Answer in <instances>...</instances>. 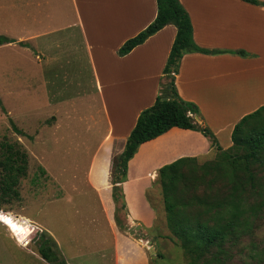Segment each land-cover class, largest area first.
Listing matches in <instances>:
<instances>
[{"label": "crops", "instance_id": "0c3cea01", "mask_svg": "<svg viewBox=\"0 0 264 264\" xmlns=\"http://www.w3.org/2000/svg\"><path fill=\"white\" fill-rule=\"evenodd\" d=\"M178 1L191 21L194 43L201 49L225 53L184 54L174 75L175 89L182 100L195 104L199 109L195 122L210 129L219 146L228 149L232 145L234 125L245 115L264 106V0H257L262 5L241 0ZM10 3L24 5V15H19L21 22L16 29L25 30L17 32L16 37L5 35L14 42L0 46V54L7 52L2 50L11 49L8 51L11 55L9 60L5 58L9 64L6 76L9 85H21V91L27 95L24 91L28 89L26 85L33 82V73L27 78L29 72L20 71L21 67L16 63L23 61L20 64L23 68L29 64L31 68L36 67L38 73V65L42 68L49 62L48 41H42V38L53 34L56 38L57 78L61 76L64 85L93 84L97 95L93 94L100 101L107 123V131L90 159L87 172V178L94 181L97 172L112 171L138 115L151 107L159 95L161 83L165 81L163 68L176 28L166 25L120 57L117 51L124 42L155 19V0H0V9L10 12ZM6 15L7 27H11L12 15ZM39 38L38 47L30 43ZM29 46L36 50L34 59L28 53ZM238 51L246 55L241 57L230 53ZM12 60H16L15 63ZM15 75L21 77L16 80ZM38 76L33 82L37 98L40 94ZM15 100L20 101L21 98ZM36 102L38 104L40 100ZM22 115L26 119L30 115L31 121L35 119L31 112ZM54 118L56 123L57 118ZM213 151L201 133L179 128H171L137 148L127 163V180L120 185L123 190L122 208L127 215L126 226H138L141 234L148 235L139 241L155 246L157 243L152 240V234L164 230L160 227L158 210L147 199L144 182L148 183L157 176L159 168L177 159H203ZM91 189L101 215L112 231L115 228L112 191L101 196L96 187ZM55 245L59 249L58 244ZM123 245L122 240L115 239L114 264L126 259ZM125 261L128 264H148L142 248H138L132 261ZM64 264L70 263L64 261Z\"/></svg>", "mask_w": 264, "mask_h": 264}, {"label": "rangeland", "instance_id": "374dc122", "mask_svg": "<svg viewBox=\"0 0 264 264\" xmlns=\"http://www.w3.org/2000/svg\"><path fill=\"white\" fill-rule=\"evenodd\" d=\"M10 5V12L0 9V17H3L0 20L1 36H15L17 32L25 30L20 27L16 29L21 22L19 15H24V5ZM26 11H29L27 7ZM8 13L12 15L11 27H7ZM43 40L48 41L49 62L46 65L44 63L42 68L38 65L39 76L35 71L36 67L31 68L27 64L23 68L20 65L23 61L16 63L21 67L20 71L29 72L27 78L33 73V82L38 76L42 99L40 94L37 98L33 82L26 85L28 89L24 93L27 95L21 91V85L12 87L7 83L9 64L6 60L11 56L8 55L11 49L2 50L7 52L0 54V141L7 139L17 143L28 160L27 174L19 180V199L10 203L0 200V217H3L0 219V264H52L40 258L37 252L41 235L57 243L59 249L55 246L53 251L60 257V261H68L70 264H114L115 239L122 240L124 244L126 259H120V264H128L125 261L127 259L132 261L138 248L143 249L148 264H188V258L166 226L157 176L153 179L148 177V183L144 182V191L158 210L160 227L164 229L152 234V240L157 244H143L139 240L148 235L141 234L136 227L126 226L127 215L120 199L113 200L115 228L112 231L109 229L91 187H96L101 196L103 193L105 196L109 195L116 162L112 171L97 172L94 181L87 178L90 159L107 131L100 101L93 84L64 85L61 76L57 78L55 34L44 37ZM40 42L39 38L30 43L38 47ZM35 51L33 47H28L32 59ZM18 77L21 75H15L14 79L17 80ZM166 82L167 80L164 81ZM18 98L21 100L16 101ZM39 100L40 103L37 104L36 101ZM24 112H31L35 117L34 121H31L30 115L26 119L22 115ZM54 116L57 118L56 123ZM13 126L23 135L15 133ZM219 155V151L211 152L208 157L196 161L197 167L212 165L218 161ZM253 171L261 185L258 188L260 192L256 194L251 191L246 196L251 204H257L264 198V169L254 167ZM200 174L202 173L197 172L195 176ZM188 178L191 180L192 175ZM218 178L204 176L205 183L200 189ZM226 188L228 186L225 180L217 181L212 191L208 192L214 198L217 195L222 197L228 193ZM119 191H123L121 185ZM190 194L191 191H183L184 196ZM116 219L121 222L123 230L117 226ZM6 220L11 223H6ZM131 230L133 233H130ZM20 234L24 235L23 244L18 242ZM126 239L130 243H126ZM221 248L222 253L212 249V255H208L206 260L211 259L212 264H264V207L250 216L248 224H243L236 235L229 237Z\"/></svg>", "mask_w": 264, "mask_h": 264}, {"label": "trees", "instance_id": "16d2710c", "mask_svg": "<svg viewBox=\"0 0 264 264\" xmlns=\"http://www.w3.org/2000/svg\"><path fill=\"white\" fill-rule=\"evenodd\" d=\"M155 1L157 7L155 19L136 36L125 41L118 49L117 55L125 56L166 25L175 26L176 35L162 72L167 82L161 83L160 93L153 105L138 115L125 148L115 161L112 198L114 201L123 198L119 186L126 181L127 163L141 144L163 135L171 128L201 133L208 139L211 147L220 152L218 161L212 165L203 164L197 167L196 161L199 159L180 158L159 168L157 177L166 226L188 258V264H212L211 259L206 260L208 255H212V249L222 253L223 243L229 237L235 236L243 224H248V218L264 207V198L257 204H251L246 196L251 191L256 194L260 192L258 188L261 185L253 169L254 167L264 169V106L245 115L234 125L231 133L232 145L223 151L210 129L195 122L194 117H199V109L195 104L179 97L174 85V75L178 72L179 62L184 54L214 55L225 52L201 49L194 43L191 21L178 0ZM241 1L262 5L257 0ZM13 42L14 40L0 36V46ZM20 45L26 46L22 43ZM230 53L241 57L246 55L242 51ZM163 97L167 100L163 101ZM13 131L23 135L14 126ZM27 169V155L18 144L7 139L0 141L1 201L10 203L19 199V180L26 176ZM197 172L202 174L196 177ZM191 175L190 180L188 176ZM206 175L219 178L200 189L205 183ZM222 180L226 181L228 188L225 191L228 193L214 198L208 191H212L213 185ZM183 191H191V194L184 196ZM116 223L119 229H124L119 220L116 219ZM23 238L24 235L20 234L18 237L20 244H23ZM38 242L40 243L37 252L43 260L52 264H64L53 251L56 245L52 239L41 235Z\"/></svg>", "mask_w": 264, "mask_h": 264}, {"label": "water", "instance_id": "95a60500", "mask_svg": "<svg viewBox=\"0 0 264 264\" xmlns=\"http://www.w3.org/2000/svg\"><path fill=\"white\" fill-rule=\"evenodd\" d=\"M162 100H163V101H166L167 98H166V97H163ZM136 229H139V227L137 226ZM130 233H133L132 230L130 231Z\"/></svg>", "mask_w": 264, "mask_h": 264}, {"label": "snow or ice", "instance_id": "6c2138e0", "mask_svg": "<svg viewBox=\"0 0 264 264\" xmlns=\"http://www.w3.org/2000/svg\"><path fill=\"white\" fill-rule=\"evenodd\" d=\"M0 219H3V217H0ZM5 222H6V223H11L10 220H6ZM14 230H16V229L14 228Z\"/></svg>", "mask_w": 264, "mask_h": 264}]
</instances>
